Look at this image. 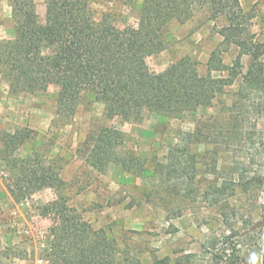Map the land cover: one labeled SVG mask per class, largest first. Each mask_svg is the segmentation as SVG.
Segmentation results:
<instances>
[{
    "label": "rangeland",
    "instance_id": "374dc122",
    "mask_svg": "<svg viewBox=\"0 0 264 264\" xmlns=\"http://www.w3.org/2000/svg\"><path fill=\"white\" fill-rule=\"evenodd\" d=\"M30 1L37 22L43 24L46 0H0V43L15 38V2ZM88 2L96 24L110 22L119 31L138 26L142 0ZM239 2L254 16L251 32L264 38V0ZM206 8L197 5L184 23L171 21L164 30L165 49L146 59L149 72L156 74L188 58L201 76L224 79L229 85L223 88L225 96L177 118L145 111L140 118L123 121L107 116L102 103L84 99L74 116L66 118L58 110L56 86L45 92L13 94L0 66V264H48L50 230L58 225V217L44 209L57 198L93 229L103 231L127 264H153L162 257H168L170 264H261L264 122L257 130L250 118L235 132L210 129L199 137L204 143L187 136L209 116L226 118L225 107L231 104L237 84L226 72L208 71L213 52L230 67L237 50L217 34L223 21L210 19ZM249 60L243 56L241 63L247 66ZM101 127L119 130L123 143L99 173L86 163V145ZM20 130L27 138L9 157L7 135ZM33 153L58 170L62 185L15 202L6 188L15 175L11 158ZM216 157L220 173L212 174ZM235 161H240L238 170ZM239 172L249 178L255 175L256 183L231 192L230 175L238 181Z\"/></svg>",
    "mask_w": 264,
    "mask_h": 264
},
{
    "label": "trees",
    "instance_id": "16d2710c",
    "mask_svg": "<svg viewBox=\"0 0 264 264\" xmlns=\"http://www.w3.org/2000/svg\"><path fill=\"white\" fill-rule=\"evenodd\" d=\"M197 5H206L210 19H222L217 34L237 50L230 67L213 52L208 71L226 72L237 84L230 94L231 104L225 107L226 118L209 116L187 136L204 143L200 139L204 132L217 128L219 133L223 129L235 132L248 118L253 119L257 130L258 123L264 122V38L251 32L254 16L243 9L239 0H142L138 26L122 31L110 22L96 24L88 0H46L43 24L37 22L31 1L15 2V38L0 43V66L7 75L9 90L13 94L45 92L54 85L58 89V110L66 118L74 116L83 99L102 103L107 116H118L123 121L140 118L145 111L173 119L194 108L209 106L217 96L227 94L223 88L229 85L224 79L201 76L188 58L156 74L146 66L148 57L165 49L166 26L173 20L184 23ZM243 56L250 58L247 66L241 63ZM216 122L221 124H213ZM22 133L20 130L7 135L4 144L9 157L27 138ZM122 143L119 130L101 127L86 145L87 165L104 172L113 160V150ZM216 160L217 157L213 159L212 174L220 173L216 172ZM235 164L238 170L240 161ZM11 165L15 175L6 188L15 202L62 185L58 170L36 153L11 158ZM237 175L238 181L230 175L231 192L236 188L246 190L256 183L255 175ZM44 210L58 217V225L50 230V247L45 255L48 264H127L118 258L109 237L93 229L62 198ZM260 258L264 264V251ZM153 264H170V260L162 257Z\"/></svg>",
    "mask_w": 264,
    "mask_h": 264
},
{
    "label": "crops",
    "instance_id": "0c3cea01",
    "mask_svg": "<svg viewBox=\"0 0 264 264\" xmlns=\"http://www.w3.org/2000/svg\"><path fill=\"white\" fill-rule=\"evenodd\" d=\"M264 10V3H263V7H261Z\"/></svg>",
    "mask_w": 264,
    "mask_h": 264
}]
</instances>
